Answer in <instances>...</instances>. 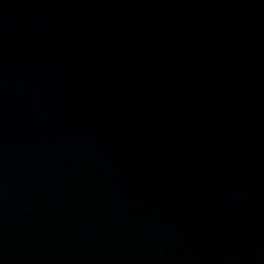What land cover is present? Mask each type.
Returning a JSON list of instances; mask_svg holds the SVG:
<instances>
[{
    "label": "water",
    "instance_id": "1",
    "mask_svg": "<svg viewBox=\"0 0 264 264\" xmlns=\"http://www.w3.org/2000/svg\"><path fill=\"white\" fill-rule=\"evenodd\" d=\"M0 264H264V0H0Z\"/></svg>",
    "mask_w": 264,
    "mask_h": 264
}]
</instances>
